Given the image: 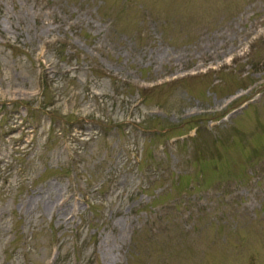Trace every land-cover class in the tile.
Returning <instances> with one entry per match:
<instances>
[{"label":"rangeland","instance_id":"374dc122","mask_svg":"<svg viewBox=\"0 0 264 264\" xmlns=\"http://www.w3.org/2000/svg\"><path fill=\"white\" fill-rule=\"evenodd\" d=\"M0 264H264V0H0Z\"/></svg>","mask_w":264,"mask_h":264}]
</instances>
